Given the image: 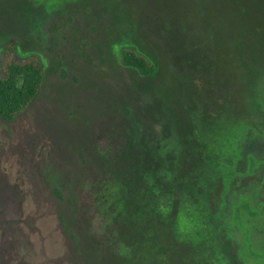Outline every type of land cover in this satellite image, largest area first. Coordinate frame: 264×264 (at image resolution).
Listing matches in <instances>:
<instances>
[{
  "label": "rangeland",
  "instance_id": "1",
  "mask_svg": "<svg viewBox=\"0 0 264 264\" xmlns=\"http://www.w3.org/2000/svg\"><path fill=\"white\" fill-rule=\"evenodd\" d=\"M11 37L45 71L0 118L1 263L35 243L54 264H229L225 229L264 264V0H0V58Z\"/></svg>",
  "mask_w": 264,
  "mask_h": 264
},
{
  "label": "trees",
  "instance_id": "2",
  "mask_svg": "<svg viewBox=\"0 0 264 264\" xmlns=\"http://www.w3.org/2000/svg\"><path fill=\"white\" fill-rule=\"evenodd\" d=\"M58 22L53 19L48 26L50 45L48 51L53 53L58 46L55 32ZM119 60L122 65L136 69L144 76L153 75L156 66L153 61L133 45H123L119 49ZM44 62L34 52L26 57L18 55V40L9 38L3 46L0 58V118L13 121L19 114L28 110L35 102L44 85ZM223 183L219 180L209 192L211 207L217 212L222 202ZM60 195V193H58ZM217 242L229 264H244L239 246L228 235L225 229L217 235Z\"/></svg>",
  "mask_w": 264,
  "mask_h": 264
},
{
  "label": "flooded vegetation",
  "instance_id": "3",
  "mask_svg": "<svg viewBox=\"0 0 264 264\" xmlns=\"http://www.w3.org/2000/svg\"><path fill=\"white\" fill-rule=\"evenodd\" d=\"M27 224L28 222L25 223L21 221V226L23 227L24 232L27 231ZM27 240H28V244H30L33 241V236L31 235L28 236ZM33 247L36 249H33ZM30 248H32L31 251H27L25 254H23L22 252L21 256L18 259L15 258V254H16L15 250H13L12 257H9L8 252L4 250V256H5V258H3L4 263L3 262L1 263L2 257L0 251V264H24L27 260H29L30 264H54V263H46L47 262L46 259L49 258V256L44 254V249H48V248H44L42 246V249H39L37 251V247L35 243ZM49 255L51 254L49 253ZM21 260H23V262H21Z\"/></svg>",
  "mask_w": 264,
  "mask_h": 264
}]
</instances>
